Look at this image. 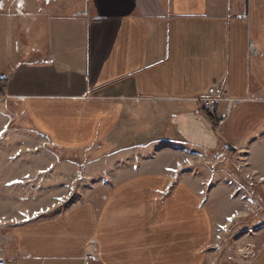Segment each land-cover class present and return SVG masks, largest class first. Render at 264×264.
<instances>
[{"label": "crops", "instance_id": "crops-1", "mask_svg": "<svg viewBox=\"0 0 264 264\" xmlns=\"http://www.w3.org/2000/svg\"><path fill=\"white\" fill-rule=\"evenodd\" d=\"M43 2L26 0L22 13L0 9V96L35 133L67 150L111 143L122 158L163 143L237 150L247 158L244 173L264 184V0ZM219 82L233 104L216 129L214 112L199 99ZM225 109L221 104L219 114ZM132 170L143 175L127 167L114 173L118 182L100 204L99 221L81 202L53 218L2 210L0 225L14 222L15 229L0 261L112 264L104 253L145 254L142 245L117 239L123 232L137 242L154 239L155 218L163 222L162 237L180 244L186 225L171 229V218L180 222L188 207L200 208L201 192L184 180L171 195L175 173L164 163L136 159ZM92 239L98 252L87 257ZM258 245L251 264H264V233Z\"/></svg>", "mask_w": 264, "mask_h": 264}, {"label": "rangeland", "instance_id": "rangeland-1", "mask_svg": "<svg viewBox=\"0 0 264 264\" xmlns=\"http://www.w3.org/2000/svg\"><path fill=\"white\" fill-rule=\"evenodd\" d=\"M23 4L26 9V0ZM43 5L50 4L43 2ZM8 6L15 9V3L4 0V10ZM3 94L0 90V95ZM11 108L0 96V214L9 210L13 215V210L26 208L28 215L31 210H35L32 214L37 212L35 218H53L66 215L68 209L81 202L90 209L92 218L99 221L100 204L111 197L118 182L114 173L127 167L132 176H140L141 165L139 170H132L134 160L155 161L170 166L175 173L171 195L179 181L185 180L193 185V190L201 192L200 208L188 207L187 218H180V222L179 218H171V229L177 230L179 223L186 225V238L180 244H176L178 240L162 237L163 222H156V218L149 228L154 239L140 238L137 242L126 238L123 232V238L117 239L123 242L122 246L129 242L140 244L146 252L132 258L123 253L126 249L115 254L104 253L112 264L252 263L264 233V184H260L256 175L244 173L247 158L236 154L237 150L221 149L215 154L163 143L151 151L135 150L122 158L111 143L96 144L85 150L61 149L35 133L21 112ZM210 118L216 129L224 125H217L214 115ZM195 213L199 217L196 221ZM14 229V222L0 225V247L3 241L5 247L14 245L9 234ZM97 243L95 239L87 241V257L97 255ZM179 247L184 254L174 253ZM196 248L203 250L202 255H195ZM0 264L5 263L0 261Z\"/></svg>", "mask_w": 264, "mask_h": 264}, {"label": "built area", "instance_id": "built-area-1", "mask_svg": "<svg viewBox=\"0 0 264 264\" xmlns=\"http://www.w3.org/2000/svg\"><path fill=\"white\" fill-rule=\"evenodd\" d=\"M15 3V0H8ZM46 4H49L51 0H43ZM15 9L18 13H22L24 9V4L22 2L16 3ZM0 9L4 10V0H0ZM250 48L253 49V44L250 43ZM256 52V50H254ZM202 108L205 111L214 112L217 125L221 126L225 123L226 117L229 114L230 107L233 104V100L228 96L226 92V86L222 82L212 85L208 92L202 96L200 99ZM224 104L226 109L223 114H219L218 107ZM91 257V256H90Z\"/></svg>", "mask_w": 264, "mask_h": 264}, {"label": "bare ground", "instance_id": "bare-ground-1", "mask_svg": "<svg viewBox=\"0 0 264 264\" xmlns=\"http://www.w3.org/2000/svg\"><path fill=\"white\" fill-rule=\"evenodd\" d=\"M15 2L16 3L22 2V4H23V0H15ZM16 6H17V4H16Z\"/></svg>", "mask_w": 264, "mask_h": 264}, {"label": "water", "instance_id": "water-1", "mask_svg": "<svg viewBox=\"0 0 264 264\" xmlns=\"http://www.w3.org/2000/svg\"><path fill=\"white\" fill-rule=\"evenodd\" d=\"M227 148H228V149H234V148H232L231 146H227Z\"/></svg>", "mask_w": 264, "mask_h": 264}, {"label": "trees", "instance_id": "trees-1", "mask_svg": "<svg viewBox=\"0 0 264 264\" xmlns=\"http://www.w3.org/2000/svg\"><path fill=\"white\" fill-rule=\"evenodd\" d=\"M213 115V114H212Z\"/></svg>", "mask_w": 264, "mask_h": 264}]
</instances>
